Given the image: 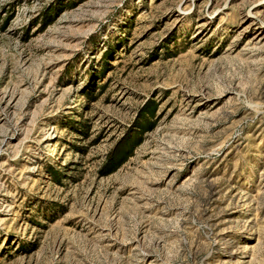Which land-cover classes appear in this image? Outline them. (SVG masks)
<instances>
[{
    "label": "rangeland",
    "instance_id": "rangeland-1",
    "mask_svg": "<svg viewBox=\"0 0 264 264\" xmlns=\"http://www.w3.org/2000/svg\"><path fill=\"white\" fill-rule=\"evenodd\" d=\"M0 264H264V0H0Z\"/></svg>",
    "mask_w": 264,
    "mask_h": 264
},
{
    "label": "trees",
    "instance_id": "trees-1",
    "mask_svg": "<svg viewBox=\"0 0 264 264\" xmlns=\"http://www.w3.org/2000/svg\"><path fill=\"white\" fill-rule=\"evenodd\" d=\"M129 154L130 153H125V154H123V156H121V158H118V161L115 163L112 170L117 168L119 166V164H121L125 160V158H127V156H129Z\"/></svg>",
    "mask_w": 264,
    "mask_h": 264
}]
</instances>
